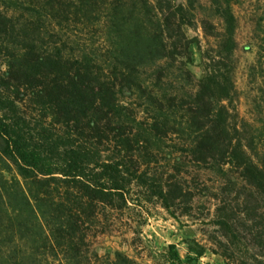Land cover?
<instances>
[{
    "label": "trees",
    "instance_id": "16d2710c",
    "mask_svg": "<svg viewBox=\"0 0 264 264\" xmlns=\"http://www.w3.org/2000/svg\"><path fill=\"white\" fill-rule=\"evenodd\" d=\"M199 1L0 0V264H138L91 232L153 199L209 245L153 264H264V88L238 121V0L206 49Z\"/></svg>",
    "mask_w": 264,
    "mask_h": 264
},
{
    "label": "rangeland",
    "instance_id": "374dc122",
    "mask_svg": "<svg viewBox=\"0 0 264 264\" xmlns=\"http://www.w3.org/2000/svg\"><path fill=\"white\" fill-rule=\"evenodd\" d=\"M175 2L182 3L184 0ZM234 13L238 19L237 50L232 63L236 88L234 106L238 121L249 122L259 127L256 121L260 117L256 114L253 102L259 95V90L264 88V0H238L234 6ZM201 19H208L216 25L219 23L211 13L208 0L199 1L193 19L195 27L189 32L190 36L197 37L203 49H206L214 43L203 34L200 27ZM192 71L196 75L200 71L197 53ZM0 173L8 177L12 170L5 168L0 161ZM199 193L198 191V196ZM136 205L140 206L126 210L115 218L111 217L112 219L109 218L108 221L103 220L104 226L100 225L97 230L93 229L91 235L94 237L90 238V241L100 256L120 250L134 258L138 264H153L158 253L167 251L170 245H174L181 258L185 260L187 256H193L191 249L197 250V244H207L202 236L203 224L182 216L180 210L174 215L170 214L155 199L146 204ZM102 230L104 233H101ZM199 264L222 262L208 252L200 259Z\"/></svg>",
    "mask_w": 264,
    "mask_h": 264
}]
</instances>
